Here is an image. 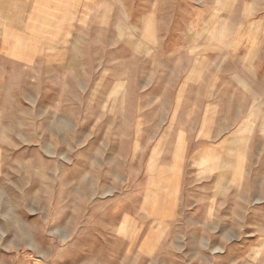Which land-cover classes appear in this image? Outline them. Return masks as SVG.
<instances>
[{
	"label": "rangeland",
	"instance_id": "374dc122",
	"mask_svg": "<svg viewBox=\"0 0 264 264\" xmlns=\"http://www.w3.org/2000/svg\"><path fill=\"white\" fill-rule=\"evenodd\" d=\"M56 20L0 42V264H264V0Z\"/></svg>",
	"mask_w": 264,
	"mask_h": 264
},
{
	"label": "crops",
	"instance_id": "0c3cea01",
	"mask_svg": "<svg viewBox=\"0 0 264 264\" xmlns=\"http://www.w3.org/2000/svg\"><path fill=\"white\" fill-rule=\"evenodd\" d=\"M67 12H72V0H0V42L21 39L24 34H44L46 20L64 25L56 19Z\"/></svg>",
	"mask_w": 264,
	"mask_h": 264
}]
</instances>
